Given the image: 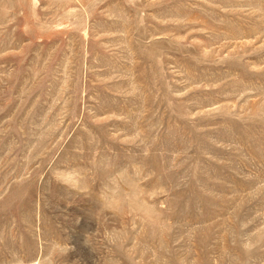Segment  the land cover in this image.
<instances>
[{"label": "rangeland", "instance_id": "1", "mask_svg": "<svg viewBox=\"0 0 264 264\" xmlns=\"http://www.w3.org/2000/svg\"><path fill=\"white\" fill-rule=\"evenodd\" d=\"M0 264H264V0H0Z\"/></svg>", "mask_w": 264, "mask_h": 264}]
</instances>
